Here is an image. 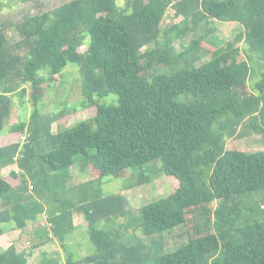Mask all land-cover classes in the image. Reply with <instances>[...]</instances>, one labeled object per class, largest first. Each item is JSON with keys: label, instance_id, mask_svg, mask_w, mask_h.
<instances>
[{"label": "trees", "instance_id": "obj_1", "mask_svg": "<svg viewBox=\"0 0 264 264\" xmlns=\"http://www.w3.org/2000/svg\"><path fill=\"white\" fill-rule=\"evenodd\" d=\"M169 8L182 18L163 25ZM214 21L242 30L211 47ZM19 26L13 44L0 27V134L13 96L30 90L32 110L9 129L24 141L0 145V170L18 168L10 172L17 185L0 177V236L44 214L51 228L35 247L54 237L64 245L78 214L95 252L68 253L63 263L42 253L40 264H264V210L248 203L264 193V150L235 144L264 141V72L254 82L251 68L254 54L264 62V0H70L26 13ZM190 33L199 38L178 52L174 44ZM69 63L92 115L52 133L54 120L38 108L41 89ZM110 94L117 103L101 104ZM74 166L89 179L69 186ZM151 176L166 177L172 190L132 216L122 196ZM108 177L124 178L121 193L105 196ZM111 218L129 219L98 227ZM134 220L141 236L123 240ZM180 226L186 242L163 252L156 236ZM29 255L12 244L0 264H27Z\"/></svg>", "mask_w": 264, "mask_h": 264}, {"label": "rangeland", "instance_id": "obj_2", "mask_svg": "<svg viewBox=\"0 0 264 264\" xmlns=\"http://www.w3.org/2000/svg\"><path fill=\"white\" fill-rule=\"evenodd\" d=\"M70 0H35L31 2H22L21 0H0V27L3 25L6 38L9 43L13 44L22 38L19 22L22 17L28 14H41L43 12L51 11L59 5L68 2ZM119 5L123 4V1H118ZM173 10L169 8L165 18L162 22L163 25L171 24L181 20V16L173 18ZM214 29L211 47H219L225 44V42L231 40L242 30L241 26L236 23H221L214 21L212 26ZM199 35V34H198ZM195 34H188L182 41H178L174 44L176 50L181 52L185 49L184 45H188L193 39H198L199 36ZM79 52H84L86 48L80 47ZM198 62L196 65L200 64ZM251 68L253 69L254 82L260 79V75L264 72V62L254 54V59ZM165 70H159L163 72ZM249 85H251L249 83ZM25 95L22 97L13 96V104L10 108V116L5 122L4 130L0 134V145H8L12 143H22L24 141V135L21 133H11L9 131L13 124H18L21 121H28L30 112L32 110V104L30 101V95L28 89H26ZM80 78L77 72V68L73 64H68L61 76L53 77L48 83L42 87L43 98L38 102V108L41 114L44 116H51V131L56 133L62 131L67 127L73 126L81 121L86 120L92 115L91 109H82L81 104L83 102V96L80 91ZM104 105H115L117 103V96L110 94L100 100ZM74 109V110H72ZM67 114H64L63 111ZM71 110V112H69ZM76 110V111H75ZM70 113V114H69ZM72 113V114H71ZM235 144L238 148H243L249 152L256 150H264V141L260 136L252 135L242 139H237ZM75 167V168H74ZM68 181L69 186H74L82 180H88L87 173L82 175L74 166ZM18 171L16 166H10L0 170V177L15 186L18 184V180L11 177L10 172ZM129 178L126 177V180ZM152 179L149 184L143 186H137L124 192L122 198L126 200L127 209L132 210V216L137 214V211L142 206L146 205L150 201L160 196H165L172 190L171 183L166 177L151 176ZM124 178H105L104 185L102 186L105 196L118 195L123 188ZM124 185V184H123ZM249 201V202H248ZM248 203H255L260 207V210H264V193H256L248 198ZM252 206V205H251ZM253 207V206H252ZM247 217V216H246ZM132 218V217H130ZM38 223H28L22 230H9L6 228L5 232L0 236V250L7 249L10 245L14 244L17 251L30 254L27 258V264H40L42 253H46L48 256H57L60 262L63 263L68 253H72L76 258H84L95 252V247L88 237V228L85 224V220L81 215L75 214V223L80 224L78 228L69 235H66L64 245L60 243L55 237L45 245L35 247V245L44 240L42 231L50 227L48 225V219L44 214L39 216ZM129 219V218H128ZM127 218H111L107 221H102L98 224L99 228H103L108 224L110 228L117 226L119 222L128 221ZM190 217L187 216L189 221ZM136 221L131 223V226L125 230L122 229L123 240L133 239V237L141 236L139 229L135 226ZM48 229V230H49ZM51 234V232H50ZM187 233L184 226L174 228L170 232H165L161 235H157L156 238H161L163 242V252L175 251L182 243L187 240ZM149 244V238H145Z\"/></svg>", "mask_w": 264, "mask_h": 264}, {"label": "crops", "instance_id": "obj_3", "mask_svg": "<svg viewBox=\"0 0 264 264\" xmlns=\"http://www.w3.org/2000/svg\"><path fill=\"white\" fill-rule=\"evenodd\" d=\"M73 220H74V226H75V228L78 227L80 224L78 225V224L75 223V215H74V219Z\"/></svg>", "mask_w": 264, "mask_h": 264}]
</instances>
